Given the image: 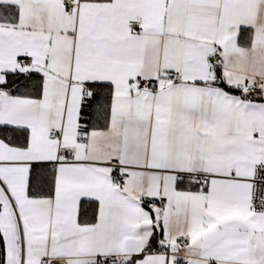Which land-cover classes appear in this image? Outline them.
Returning a JSON list of instances; mask_svg holds the SVG:
<instances>
[{
  "label": "snow or ice",
  "instance_id": "snow-or-ice-1",
  "mask_svg": "<svg viewBox=\"0 0 264 264\" xmlns=\"http://www.w3.org/2000/svg\"><path fill=\"white\" fill-rule=\"evenodd\" d=\"M0 264H264V0H0Z\"/></svg>",
  "mask_w": 264,
  "mask_h": 264
}]
</instances>
